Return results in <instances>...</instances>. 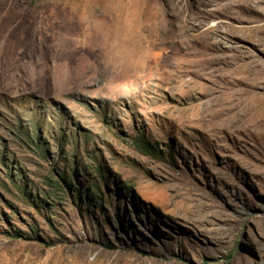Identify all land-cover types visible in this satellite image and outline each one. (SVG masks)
<instances>
[{
	"label": "rangeland",
	"instance_id": "374dc122",
	"mask_svg": "<svg viewBox=\"0 0 264 264\" xmlns=\"http://www.w3.org/2000/svg\"><path fill=\"white\" fill-rule=\"evenodd\" d=\"M0 264H264V0H0Z\"/></svg>",
	"mask_w": 264,
	"mask_h": 264
},
{
	"label": "trees",
	"instance_id": "16d2710c",
	"mask_svg": "<svg viewBox=\"0 0 264 264\" xmlns=\"http://www.w3.org/2000/svg\"><path fill=\"white\" fill-rule=\"evenodd\" d=\"M137 146L140 148L141 152L145 154L155 155L158 152V147L145 138H139Z\"/></svg>",
	"mask_w": 264,
	"mask_h": 264
}]
</instances>
